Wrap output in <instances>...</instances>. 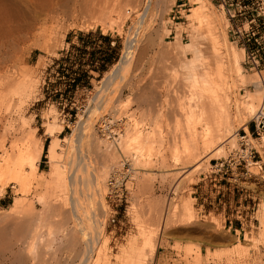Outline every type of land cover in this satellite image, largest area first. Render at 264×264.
I'll return each instance as SVG.
<instances>
[{
  "label": "bare ground",
  "instance_id": "1",
  "mask_svg": "<svg viewBox=\"0 0 264 264\" xmlns=\"http://www.w3.org/2000/svg\"><path fill=\"white\" fill-rule=\"evenodd\" d=\"M124 1L0 0L1 51L6 48L9 49V47L18 50L29 42L42 50H51L52 47L54 48L52 42H56L55 46H58L61 40L55 33L52 35V32L53 38L47 39L50 35L49 28L52 26L53 31L54 29L55 31L61 30L65 33L75 27L88 29L96 25L102 26L105 30L118 25V29H120L119 27L131 14H136L137 17V22L130 30L125 42L120 62L103 80L95 95L93 94L94 107L89 118L82 120L74 128L73 135L62 141L63 145L55 139L57 127L55 123L47 124L46 136L53 139L47 150L42 146L41 140L36 137L34 132H28L29 134L26 135L27 137L23 139L21 144L19 141L15 142L11 148L5 147L6 142L0 140L1 145L3 144V146L0 145V195L3 196L6 190L12 187L19 197L15 199L14 204L7 210L8 212L3 216L1 215V223L6 225V221L9 220L10 222L11 217L18 216L17 219H12L18 229L13 226L14 224L11 229L15 234L17 232V236L13 235L22 241L23 254L33 264H50L49 256H54V259L56 255L49 254L55 249L57 241L61 243L62 247L66 246L64 247L65 252H69L75 247L74 244L78 238L83 243L82 252L80 250L82 255L80 258L77 257L81 260L80 264H106L104 262L107 260L105 255L106 241L103 238L105 218L108 217L107 204L105 203L108 186L110 185L112 190L109 195L112 201H120L123 198L121 193L125 194L126 191L125 182L121 181L126 176L125 174L131 175V182L128 185L130 189L133 187L141 188L143 183L149 181V178L154 174L151 169L156 163L161 164V169H164V173L162 172L164 175L162 174L160 178L165 182L168 174L172 172L168 170L171 167L167 165L168 153L171 154L172 162L174 160L175 165L184 164V162L185 165H191L195 162L196 165H194L193 170L196 171L200 169L198 165L202 162L199 158L202 154H199L200 150L204 151L206 157L210 154L212 159L226 157V147L228 149L238 147L234 123L236 121L241 122L247 134L251 135L245 125L248 121L243 123V115H247L248 118L253 117L251 120L253 123L262 106L264 77L261 73L253 77L243 74L241 64L244 60V53L225 39L224 33H221L217 26V18L210 13L209 1L192 0L194 7L188 18L193 22L192 25L196 24L198 27L193 26L192 37L188 44H184L179 37L176 38L175 43H172L174 51L178 53L176 59L178 62L175 60V65L171 69L170 81L172 82L169 81L168 86L164 87L168 93L167 97L170 96V99L166 98L164 103H161L162 105L159 104L161 109L158 111V115L155 114L157 117L150 120L143 114L142 118L138 116L141 119H137L135 114H130L128 124L124 127L118 125V122H122L121 119L119 121L116 119L118 121L116 123L106 118L107 120H102L100 128H96L97 122L92 120V117L101 116V111L108 108L113 95H121L125 88L132 90L141 61L148 54L147 52L156 45L157 41L160 43V54L164 55L162 57L168 56L171 52L170 48H172V44L170 43V47L166 41V37L170 33L168 23H162L160 29L155 31L153 24L156 23H154L156 8H159L161 3H172L175 0H146L144 4L143 0H138L139 4L136 3L137 0L133 4H128L126 0L128 5H125ZM135 3L138 6L132 8L133 5H136ZM18 5L23 9H18ZM127 7L132 9L127 10ZM113 16L115 19L112 18ZM54 25L56 26L54 27ZM220 37H222V47L226 48L229 56L228 64L224 61L226 52L222 51L221 46L219 47ZM210 52L216 57L214 64L209 63L205 57V54ZM188 55L191 57L189 58ZM166 60L168 61L167 57ZM20 74L23 76L18 79L10 76L11 73L1 75L0 114L4 108L8 112L16 101H19L23 106L24 103L22 104V102L24 101L22 99L28 93V89L23 85L27 75L25 72L23 74L20 72ZM249 84L255 88L254 91L247 92L241 98L234 94L238 85ZM160 85L162 84H158V86ZM154 101L156 102L155 99ZM24 122L23 124H26ZM116 135L118 137H115ZM262 140L264 141V134H261V138L257 140L250 136L253 145ZM254 146L264 158L262 149L264 146L260 148L256 144ZM64 147L69 149V152L67 150V157L65 154L62 155ZM237 150L230 156H235ZM45 151L51 166L47 173L41 170ZM91 155L94 159L101 161V167L95 172H90L88 167L87 158ZM63 157H66V162L64 161L65 163L62 165L59 159ZM210 157L209 159H211ZM126 166H128V170L125 169ZM252 167L258 169V174H253L250 171ZM212 168L214 169L213 166ZM125 170L127 172L119 178L112 176L109 184H107L110 173L119 176L118 174ZM235 175L237 178L242 175L246 179L256 182L259 179L264 181V171L260 170L259 164L252 161H249L247 172L238 171L230 180L234 179ZM112 179L116 180L115 185L110 184ZM116 189L119 190L120 197L114 195ZM38 206H41V211L37 212ZM65 207H68L69 211L67 209V211L62 212ZM155 211L156 221L162 222L166 226L174 219V212L172 215L171 213L170 215L162 214L161 208H157ZM63 215L67 216L63 217ZM193 216V212L188 210L186 218L192 221ZM20 222L23 224V229L19 228ZM260 225L261 234L258 239H255V245L261 244L264 240V214ZM9 226L8 224L7 227ZM142 229L144 232L142 233L143 245L138 249L137 256L130 264H153L156 262L160 245L164 244L158 243L160 238L157 239L159 233L157 229H151V227L147 229L144 226ZM2 232L4 234V231ZM75 248L79 247L76 246ZM239 252H237V256L242 255V252ZM75 253L77 254V252L73 254ZM221 256L222 254L217 256L218 260L219 258L222 260L223 256L226 257V255ZM72 258L74 257L72 256ZM234 258L233 254H229L226 260L227 264H234ZM201 259L198 257L195 263L201 264Z\"/></svg>",
  "mask_w": 264,
  "mask_h": 264
},
{
  "label": "rangeland",
  "instance_id": "2",
  "mask_svg": "<svg viewBox=\"0 0 264 264\" xmlns=\"http://www.w3.org/2000/svg\"><path fill=\"white\" fill-rule=\"evenodd\" d=\"M135 1L136 0H127L126 2H128V4H133ZM145 1L146 0H143V4ZM208 1L211 5L210 13L217 18V26L220 28L221 33H224L225 39L228 40V43L234 45L239 51H243L244 53V60L241 64L243 74L253 77L261 73L262 77H264V65L262 61L258 68L252 67L249 64L248 52L244 50L245 44L252 52L261 48L259 58L264 60V0H226V5L223 4L221 0ZM126 2L125 5H128ZM136 3L139 4V1L137 0ZM172 3H161L159 8H156V19L154 21V23H156L153 24V29L155 31L160 29L162 23H168L167 26L170 33L166 37V41L170 47L172 43H175L177 37H179L184 44H188L192 37L193 26L195 25V27H198L196 24L192 25L193 22L188 18L194 7V5H192V0H175ZM125 5L124 7H126ZM18 6L20 7H17L18 9H23L20 5ZM134 6L136 7L138 5H133V7L131 5L132 8H134ZM132 8L127 7L126 9ZM140 8L142 9V6ZM228 11L235 17L231 18ZM112 18L115 19L114 16ZM136 22V14H131L126 18L121 27H119L120 29H118V25H114V27L108 28L107 30L102 26L96 25L88 29L75 27L69 29L68 32L65 33L61 30L55 31L54 29L53 31L52 26L49 28L50 35L48 36L50 37L55 33L62 41L60 40L58 46H55V44H57L56 42L50 41L54 46L51 50H42L31 45V42L27 43L28 45L26 44L18 48V50L10 49L9 47V49L2 48L5 50L1 51L0 48V77L1 75L11 73L10 76L17 77L18 79L23 76L20 72L22 74L25 72L27 78L23 82V85L28 89V93L22 99V101H24L22 102V104L24 103L23 106L19 101H16L8 112L4 108L0 114V140L2 139V142H6L4 146L11 148V146L15 145V142L17 143L18 141L19 144H21L23 139L27 137L26 135L29 134L28 132H34L36 137L41 140L42 146L47 150L48 146L53 141L52 138L46 136L48 123L57 124L55 139L63 145L62 141L73 135L74 128H76L82 120H87L89 118L91 110L94 107L92 97H94L103 80L108 77L107 73L110 69L120 60L127 37ZM55 26L56 25H54V27ZM238 29L242 32H246L249 36L245 35V40L239 39V35L236 33ZM253 33H255V37L252 36ZM49 37H47L48 40L53 38V36ZM221 40L222 37H220V41L218 42L220 44L219 47L221 46L222 51L226 52L224 61L228 64L229 56L227 55L226 48L222 47ZM256 40H258V42H256ZM92 44L97 45L100 49L87 51L85 46ZM159 47L160 43L157 41L156 45L147 52L148 54L145 55V58L141 61L139 72H137L138 74L134 79V89L132 88V90H129V88H125L122 90L121 95H113L112 98L110 97L111 105L109 103L108 108L101 111V116L96 115L92 117V120L97 122L96 128H100L101 122L102 120L104 121V119H108L111 122H116L121 119L122 122L117 121L118 125H123L122 127H124L128 124L127 121L130 114H135L137 119L143 116V114L150 120L157 117V113L161 109L159 104H163L166 98L170 99V96L167 97L168 93H166L164 87L172 82L170 81V76L172 75L171 69H173L172 66L175 65L174 62L178 54L177 51H174V46L172 44V48H170L171 52L168 55L169 57L167 55L162 57L164 55L160 54L161 48ZM188 57L190 58L191 55H188ZM205 57L208 59L209 63H215L216 57L212 52L206 53ZM162 61H166L167 63ZM176 62H178V60H176ZM158 84L162 85L158 86ZM153 90L154 92H152ZM254 90L255 88L250 84L245 86L238 85L234 94L237 95L238 98H241L244 97L247 92H252ZM147 112L150 114L149 116ZM138 116L140 117L138 118ZM252 118L253 117L248 118L247 115H243V123L248 121L245 125L249 127L252 125ZM98 119L100 122L97 121ZM23 121H25L24 123L26 124H23ZM234 128L238 147L235 149H228V147H226V157L218 159H212L209 153H207L209 155L206 157L207 155L204 154V151L200 150L199 154H202L199 158H201L200 161L202 162L200 163V161H198V163H200L198 165L200 169H197V171L195 169V171L193 170L194 165H196L195 162L191 165H185V162L184 164L178 163L175 165L174 160L172 162L171 154L168 153L167 165L168 167L171 166L168 170L173 173L170 172L168 174L169 176H167L165 182L160 178L164 173V169H161V164L156 163L154 166L155 169L154 167L151 169L154 173L152 175L154 178L151 176L149 181L143 183L141 188L133 187L130 189L128 185L131 182V175L125 174L126 176L123 177L121 181L125 182L126 191L124 197L120 201H112L109 197L112 190L110 185L108 186V191L105 196L108 217L106 216L105 218L106 222L103 238L104 241H106L105 255L107 260L104 261L106 264H130L132 262L137 256L138 249L143 245L142 233L144 232L142 226L147 229L151 227V229H157L159 231V237L157 236V239H160H158V243L164 244L160 245L158 254H160V256L165 255V257L163 256V258H165L163 264H196L195 261H197L196 259L198 257L202 258L201 264H227L226 260L229 254H233L235 257L233 259L234 264H264V240L258 245L254 243L255 239L260 237V221L264 214V181L262 179L256 182L251 179H246L242 175L240 178H237L235 175L234 179L229 180L230 184L232 182V184L238 185L240 188L239 193L237 190L235 192L234 204L236 205L237 203L238 207L241 206L239 216L245 224L242 235H240V233H235L234 230H231V233L226 232L224 229V215L219 216L225 201L228 200V196L223 198L222 193L220 195H215L213 200L214 204L207 203L205 208H199V205L202 204L199 199L194 200L195 197L199 195L196 189L206 185L209 190L210 186L215 184L209 177L214 171L212 166H214L215 162L227 159L239 148L240 137L244 135L243 131L245 130L243 124L239 121L234 123ZM5 135L7 136L5 137ZM115 137H118V135ZM255 144L260 148L264 146V141H258L254 143V145ZM1 146H3V144ZM65 148L66 147L63 148L62 153H64L62 155L65 154L67 157L69 149ZM66 157L59 159V162H61L60 164L63 165V163L66 162ZM209 157L211 159H209ZM87 161L88 167L91 170H89L90 172H95L101 167V161L99 159H94L92 155L88 156ZM50 168L49 159L45 151L42 158L41 170L47 173L50 171ZM125 169L128 170V166H126ZM126 170L118 174L119 176L110 173L107 184H109L112 176L119 178L123 173L127 172ZM190 171L193 172L191 173ZM250 171L253 174H258L259 172L256 167L250 168ZM17 198L19 197L12 187L8 188L3 196L0 195V232L2 233H0V235H2L0 236V264H33L25 257V254H23L22 241L15 237L17 236V232L15 234L13 229H11L14 224L13 218L17 219L18 216L11 217L10 222L9 220L6 221L7 224L4 222L6 225L1 223V215L3 216V214L8 212L7 210L10 209ZM157 208H161L162 214L167 213L170 215L171 213L172 215L174 212L173 221L167 226L162 222L159 223L156 221L155 209ZM67 209L69 211V208L65 207L62 212L65 210L67 211ZM188 210L193 212L194 216L192 221L186 218ZM38 211H41V206L37 207V212ZM227 213L230 216L232 215L229 211H227ZM65 214L68 213L65 212ZM64 216L66 217L67 215H63V217ZM16 221L15 223H18ZM20 223L21 225L18 224L19 228H22L23 224L22 222ZM8 224L10 228L7 227ZM15 225L16 224L13 226L15 227ZM1 227L5 228V230H3V228L1 229ZM22 229L21 231H23ZM1 230L4 231V234ZM235 234L237 236H235ZM76 241L78 243H75L79 246L76 244L74 245L79 248H75L74 246L71 247H74L72 249L74 252H77V254H73L74 252L72 249V251L70 250L71 252L69 251L70 253L68 251L65 252L64 247L66 246L62 247L61 243L57 241L54 247L55 249L51 251L52 254L50 253L49 255H56L59 260L56 259V256L54 259V256H49L50 264H80L81 260L78 258L82 255L83 243L79 238ZM237 252H242V255L237 256ZM221 254L222 256L226 255V257L221 256L222 260H220L221 258L218 260L217 256ZM72 256L74 258H72ZM51 261L53 262L51 263ZM155 261L156 262L153 264H160V261L158 262L156 259Z\"/></svg>",
  "mask_w": 264,
  "mask_h": 264
},
{
  "label": "built area",
  "instance_id": "3",
  "mask_svg": "<svg viewBox=\"0 0 264 264\" xmlns=\"http://www.w3.org/2000/svg\"><path fill=\"white\" fill-rule=\"evenodd\" d=\"M228 13L231 18L235 17L231 15L229 11ZM252 36L255 37V34H252ZM256 42H258V40H256ZM260 51L261 48H258L254 52L248 50L249 64L254 68H258L260 66ZM252 126L253 131L251 132V135L243 131L244 135L241 136L240 146L239 149L235 152V156H230L226 160H220L215 162L213 166L214 171L211 175H209L210 180H212L213 183L221 184L224 182H229V180L233 178L232 176L238 171L247 172V166L249 164V161H252L255 164H259L260 170L264 171V158L260 151L252 144V141H250V136L253 139L257 140L261 138V134H264V100L259 110V113L253 120ZM262 149L264 151V147ZM110 184L115 185L116 180L112 179ZM118 191L119 190L116 189L114 195H116V197H120L121 194H123L124 197V193L120 194Z\"/></svg>",
  "mask_w": 264,
  "mask_h": 264
},
{
  "label": "crops",
  "instance_id": "4",
  "mask_svg": "<svg viewBox=\"0 0 264 264\" xmlns=\"http://www.w3.org/2000/svg\"><path fill=\"white\" fill-rule=\"evenodd\" d=\"M221 2L225 5L227 4L226 0H221ZM239 12H241V11H239ZM236 33H238L239 39L245 40V35H247L246 32H242L241 30L238 29V31H236ZM253 34H255V33H253ZM247 36H249V35H247ZM82 45H84V44H82ZM112 45H113V43H112ZM85 49L87 51H89V50L95 51L96 49H100V47H97V45L92 44L89 46L86 45ZM244 50L246 52H248V50H249L248 47L246 46V44L244 45ZM122 54H123V52H122ZM121 57H122V55H121ZM120 60H121V58H120ZM120 60L110 69V71L107 73L108 75L118 65ZM261 61L264 65V60L262 58H261ZM248 129H249V133L252 132L253 126L250 125L248 127ZM207 188L208 187L206 185H203V186L199 187L198 189H196V191L199 192V195L197 197H195L194 200L199 199L200 202L202 203L199 205V208H205L207 206V203L208 204H214L213 200H214L215 195H220L222 193L223 198L225 196H228V200L225 201L224 207H222V212L219 214V216L224 215V223H225L224 229L226 230V232L231 233V230H234L235 233H240V235H242V233L244 231L245 224H244V221L241 220L240 216H239L241 206L238 207L237 203H236V205L234 204L235 192H236V190L238 193L240 191L239 186L232 184V182H231V184L229 182H225V183H221V184L211 185L209 190ZM209 200H210V203H209ZM227 211L231 212L232 215L231 216L228 215ZM235 236H237V235L235 234ZM163 256L165 257V255L160 256V254H158L156 256V260L158 262L160 261V264H163V262L165 260V258H163Z\"/></svg>",
  "mask_w": 264,
  "mask_h": 264
}]
</instances>
